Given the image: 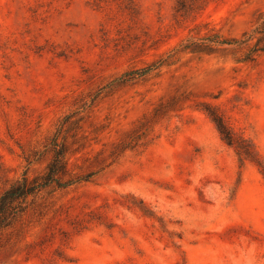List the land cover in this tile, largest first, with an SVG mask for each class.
Masks as SVG:
<instances>
[{
	"label": "rangeland",
	"instance_id": "374dc122",
	"mask_svg": "<svg viewBox=\"0 0 264 264\" xmlns=\"http://www.w3.org/2000/svg\"><path fill=\"white\" fill-rule=\"evenodd\" d=\"M261 16L264 0H0V195L45 171L73 112L88 140L70 175L99 171L28 198L0 264H264V176L204 111L264 163V52L187 49Z\"/></svg>",
	"mask_w": 264,
	"mask_h": 264
},
{
	"label": "trees",
	"instance_id": "16d2710c",
	"mask_svg": "<svg viewBox=\"0 0 264 264\" xmlns=\"http://www.w3.org/2000/svg\"><path fill=\"white\" fill-rule=\"evenodd\" d=\"M189 0H177L179 9H184L188 5ZM213 45H237L246 46L247 54L245 61H254L255 55L264 52V16L259 18V25L252 34L243 33L241 39H227L220 36H211L206 38L204 43L199 44L204 48L199 47V50L191 48V53L210 51ZM141 73L138 70L125 72L120 77L116 78L113 83L116 87L123 86L129 81L135 79V76ZM204 111L210 118L211 122L216 128L220 138L228 145L237 149V155L241 162L249 160L254 163L264 176V163L257 155L253 145L243 138L235 136L224 122L222 116L213 107L208 105L204 106ZM75 113L63 116L50 138V148L52 157L47 165L45 171L37 177L29 178L23 175L20 179L11 184L0 195V236L1 234L12 228L13 225L26 211V203L28 198H34L42 192L63 190L71 186L88 183L95 177L99 171L89 172L87 174L73 177L70 175L69 159L74 154L80 152L85 148L87 143V136L79 126L82 118H74ZM77 117V116H76ZM148 128L144 130V135ZM68 137L73 139V142L68 144ZM139 137L132 139L130 142L123 144L118 152L111 155L112 163L117 159L125 150L133 149L139 141ZM135 145V146H134ZM116 157V158H115ZM146 214V212H144Z\"/></svg>",
	"mask_w": 264,
	"mask_h": 264
}]
</instances>
